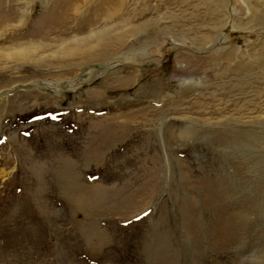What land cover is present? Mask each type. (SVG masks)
<instances>
[{
	"label": "rangeland",
	"instance_id": "374dc122",
	"mask_svg": "<svg viewBox=\"0 0 264 264\" xmlns=\"http://www.w3.org/2000/svg\"><path fill=\"white\" fill-rule=\"evenodd\" d=\"M0 264H264V0H0Z\"/></svg>",
	"mask_w": 264,
	"mask_h": 264
},
{
	"label": "bare ground",
	"instance_id": "6f19581e",
	"mask_svg": "<svg viewBox=\"0 0 264 264\" xmlns=\"http://www.w3.org/2000/svg\"><path fill=\"white\" fill-rule=\"evenodd\" d=\"M263 2V1H262ZM115 3V2H114ZM110 5V4H109ZM76 6V5H75ZM74 6V7H75ZM254 7V6H253ZM258 10V9H257ZM100 33V32H99ZM106 33H108V32H106ZM91 35V34H90ZM123 35V34H122ZM104 37V38H103ZM106 37L107 36H105V34L104 35H101V36H99V37H97V38H100V40H102V41H105V39H106ZM109 37V36H108ZM107 37V38H108ZM122 37L123 36H121V35H119L118 37L116 36V39H122ZM101 38H103V39H101ZM110 39V38H109ZM108 39V40H109ZM115 39V40H116ZM88 40V39H87ZM90 40V39H89ZM99 41V40H98ZM107 41V40H106ZM78 42H79V40H78ZM81 42V41H80ZM83 43V42H82ZM96 45V44H95ZM95 45H92L91 46V43H90V45H84V43H83V45L81 44V43H73L72 45L70 44L69 46H67V47H63L62 48V54L63 55H66L67 57H76V56H78L79 54H81V55H89V53L92 51L91 49L92 48H94V46ZM20 47H12V49L10 50V51H8L7 53V55L8 56H15V57H17V58H26V56H28L32 51H35L34 50V47H32V46H26V45H24V46H21V45H19ZM39 48V47H38ZM36 50H37V48H36ZM6 53V52H5ZM61 53V52H60ZM6 56V55H5ZM7 56V57H8ZM87 57V56H86Z\"/></svg>",
	"mask_w": 264,
	"mask_h": 264
}]
</instances>
